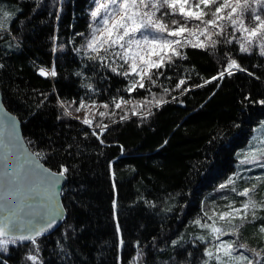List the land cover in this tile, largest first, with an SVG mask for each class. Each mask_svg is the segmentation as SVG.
Segmentation results:
<instances>
[{"label":"trees","instance_id":"1","mask_svg":"<svg viewBox=\"0 0 264 264\" xmlns=\"http://www.w3.org/2000/svg\"><path fill=\"white\" fill-rule=\"evenodd\" d=\"M90 7L91 0H0L3 104L18 117L26 144L47 167L69 169L61 192L66 216L60 227L37 238L39 251H33L31 242H17L0 260L32 264L26 257L35 254L38 264H203L208 239H197L203 230L193 221L201 219L205 196L237 172L236 151L264 119V105L241 103L245 95L264 99V57L257 48L252 55L239 53L238 43H221L214 54L185 48L187 59L165 69L160 86L151 89L170 102L151 107L146 119L130 112L123 122L119 115L113 118L117 123L104 118L109 127L101 132L73 116L81 98L103 104L119 96L133 101L152 96L145 89L125 92L128 81L123 76L74 51L84 42L76 34L90 31ZM3 13L9 14L7 19ZM228 55L247 71L193 87L218 75ZM41 68H54L57 75L41 76ZM181 77L187 81L182 88L191 89L184 95L174 90ZM162 87L170 94L164 95ZM58 97L75 101L72 117L64 115ZM257 170V177L264 176V167ZM257 217H264V210ZM260 224L264 219L245 224L238 239L259 247Z\"/></svg>","mask_w":264,"mask_h":264},{"label":"snow or ice","instance_id":"2","mask_svg":"<svg viewBox=\"0 0 264 264\" xmlns=\"http://www.w3.org/2000/svg\"><path fill=\"white\" fill-rule=\"evenodd\" d=\"M91 3L94 6L89 13L90 32L76 34L83 37L84 42L74 51L77 54L82 53L88 60L99 61L101 67L123 76L128 81L125 92L131 94L138 89H145L152 96L151 100L145 97L138 101L119 96L103 104H97L95 100L87 103L81 98L79 106L75 107L74 111L76 113L84 111L85 115L83 118L75 117V119H79L89 128L93 126L100 128L101 132L109 127L108 124L102 123L104 118L112 119V123H117L113 118L119 115V121L123 122L129 119V112H131L133 116L140 115L142 119H146L147 115H152L151 107L160 108L169 103L170 101L165 100L163 95L157 96L156 93L151 92V89L160 86L158 81L161 76H165V69L178 67L177 60L187 59L186 53L182 51L185 48L191 47L204 51L210 49L212 50L210 54H214L221 43L225 45L238 43L239 53L252 55L253 49L258 48V55L264 57V0H91ZM3 16L7 19L9 14L3 13ZM3 27L4 22L0 20V28ZM53 51L56 49L53 48ZM237 71L247 70L238 63L237 59L228 55L226 66L218 72V75L193 87H204L213 81H222L225 75L231 77ZM39 74L52 77L57 75L54 68L47 72L41 69ZM248 75L254 76L251 72ZM166 78L172 79V77ZM256 78L259 79V77ZM186 82V78L181 77L175 84L174 90H180V94L184 95L191 90L187 87L182 88ZM82 86L95 91L91 84H82ZM219 86L217 83V87ZM162 92L168 95L170 89L162 87ZM176 99L177 97H172V101ZM244 102L264 105V99L253 101L250 95L243 97L241 103ZM40 103L43 104V101ZM74 103L75 101L69 102L59 97L57 99V104L63 108L64 115L68 117H72L70 109ZM110 104L113 106L111 111ZM146 105L148 106L146 112L139 111ZM97 116L100 121H95L94 125V118ZM258 128H264V122H261ZM256 131L257 129L253 130L248 150L239 160L240 165L252 164L264 167V163H261L264 161V139L253 143L256 140ZM91 134L96 136L101 144L104 143L96 132ZM36 155L40 154L36 153ZM68 171L66 166L60 165L57 172L43 170L37 173L47 193V203L41 206V210L34 211L30 219L24 220L23 217L15 214L4 218V221L0 223V254H6L8 245L17 242H31L35 246L33 251H39L37 238L55 227L58 223L57 216L62 215L53 206L52 201L55 199L53 189ZM239 179H241L239 172H234L216 189V191L227 189L237 196L244 197L239 207L235 205V201H229L225 205L226 210L220 212L213 210L212 215L205 211L201 219L193 221L207 233V235L198 236V240L218 241L211 248L204 249L203 256L206 259L203 264H209L210 261H215V264H264V249L257 251L249 249L246 244L238 243L237 240H221L223 236L238 237L240 229L245 224L264 219L256 215L257 209L264 210V200L257 202L253 195L257 184L241 190L236 186ZM255 179L264 184V176H258ZM115 206L114 201L113 207ZM249 215L251 220L248 219ZM17 230L19 234H15ZM258 230L264 234V224H261ZM121 244H123L122 240ZM172 244L177 245L178 241L173 240ZM237 248L250 251L255 259H250L243 252L233 255ZM142 253L143 249H140L136 259H139ZM26 259L32 264H38V257L35 254H28ZM0 264H6V261L0 260Z\"/></svg>","mask_w":264,"mask_h":264},{"label":"water","instance_id":"3","mask_svg":"<svg viewBox=\"0 0 264 264\" xmlns=\"http://www.w3.org/2000/svg\"><path fill=\"white\" fill-rule=\"evenodd\" d=\"M43 170L57 172L47 167L28 147L22 135L20 120L5 107L0 92V223L11 214L24 220L30 219L34 211L41 210V206L47 203V193L37 175ZM65 182L66 175L53 189V206L62 215L57 216L56 226L42 236L53 233L65 219L66 211L61 201ZM15 234H19V230Z\"/></svg>","mask_w":264,"mask_h":264},{"label":"rangeland","instance_id":"4","mask_svg":"<svg viewBox=\"0 0 264 264\" xmlns=\"http://www.w3.org/2000/svg\"><path fill=\"white\" fill-rule=\"evenodd\" d=\"M93 6L94 5H92V3H91L90 10ZM89 13H90V11H89ZM90 22H91V17H90ZM41 69H44L46 72L51 71L50 68H48V69L41 68ZM130 114H131V112H130ZM84 115H85L84 111H81L79 113H76L75 111L73 112L74 117L83 118ZM94 120H95V118H94ZM261 122H264V119ZM261 122L258 125H260ZM258 125L254 128V129H257V131L255 132L256 140H254L253 143H256L260 139H264V128H258ZM252 137H253V132H252L251 136L249 137L248 141L236 151V157H237L236 164L238 166L237 172H239L240 177H241V179H239V180H241V182H239V180H238L236 186L238 189L242 190L244 187H251L252 184H257L256 191L253 195H254V198L257 200V202H260V201L264 200V188L261 186L262 183H260V181L255 179V177H257V174H256L257 172H255V171H259L257 169H259L261 167H259L257 165H252V164H245V165L239 164V160L243 158L244 152H246L248 150L249 140L252 139ZM261 163H264V161H261ZM226 180H224L223 182H225ZM216 189L217 188H215L210 193V195L205 196L204 204H203V206H204L203 214L205 211L208 212L209 215H212L213 210H215L216 212L224 211V210H226L225 205H227L229 203V201H235V205L237 207H239L241 202L245 199L244 197L237 196L235 193H233L227 189H225L223 191H216ZM261 213H262V210L257 209L256 215H259ZM203 214H201V218L203 217ZM204 219H206V218H204ZM248 219L251 220V215H249ZM207 222L209 224L211 223V221H207ZM260 225H258V229H259ZM258 229H257V233L261 235V245L259 247L252 245L251 243H249V241H245L241 237H239V239H238V237H236V236H223V237H221V240H237L238 243L246 244L249 249H256L257 251H260L261 249H264V234H261ZM202 230H203V235H207L206 231L204 229H202ZM215 243H218V241L208 239V242H207L205 248L206 247L211 248L212 245H214ZM10 245L11 244H9L8 247ZM240 252H243L245 255L249 256L250 259H255V257L252 256L250 251H245L244 249H240V248H237L236 252H234L233 255H238V254H240ZM204 259H206V257H204ZM204 259H203V261H204ZM203 261H202V263H203ZM210 262H212V261H210ZM213 264H215V261H213Z\"/></svg>","mask_w":264,"mask_h":264}]
</instances>
